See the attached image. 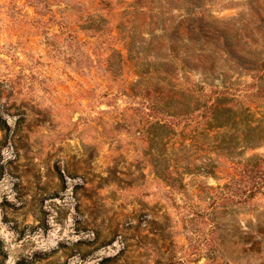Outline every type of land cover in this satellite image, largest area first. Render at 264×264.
<instances>
[{
	"label": "rangeland",
	"instance_id": "rangeland-1",
	"mask_svg": "<svg viewBox=\"0 0 264 264\" xmlns=\"http://www.w3.org/2000/svg\"><path fill=\"white\" fill-rule=\"evenodd\" d=\"M0 264H264V0H0Z\"/></svg>",
	"mask_w": 264,
	"mask_h": 264
},
{
	"label": "trees",
	"instance_id": "trees-1",
	"mask_svg": "<svg viewBox=\"0 0 264 264\" xmlns=\"http://www.w3.org/2000/svg\"><path fill=\"white\" fill-rule=\"evenodd\" d=\"M213 108H215V107H213ZM211 110H212V108H211Z\"/></svg>",
	"mask_w": 264,
	"mask_h": 264
}]
</instances>
